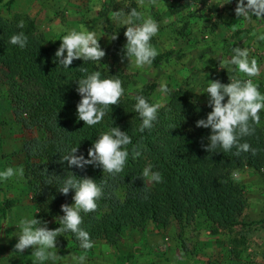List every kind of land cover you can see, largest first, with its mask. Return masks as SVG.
Here are the masks:
<instances>
[{"label": "trees", "instance_id": "16d2710c", "mask_svg": "<svg viewBox=\"0 0 264 264\" xmlns=\"http://www.w3.org/2000/svg\"><path fill=\"white\" fill-rule=\"evenodd\" d=\"M228 12L236 15L231 6ZM21 20L23 29L18 27ZM21 31L29 37V44L23 50L8 43L10 36ZM122 36L118 35L106 48L107 55L119 61L127 59ZM58 48L56 44L46 43L34 19H10L0 11V72L4 75L14 121L23 133L24 178L33 189L36 219L53 222L54 229L60 227L58 220L64 215L61 206L74 203V192L62 194L55 180L48 184L49 176L72 172L81 178L90 177L103 187L97 210L82 214V227L90 233L94 245L103 241L113 244L127 230L144 231L150 223L166 228L174 220L191 222L199 212L207 215L213 233L233 230L240 224L246 200L232 173L245 167L264 169V132L260 124L253 136L244 138L258 150L256 155L247 152L236 156L235 149L230 153H209L205 145L211 130L196 127V122L212 110L208 98L198 102L186 90L179 89L168 93L167 103L159 110L153 129L142 133L140 117L134 111V97L142 95L151 103L158 102L157 83L138 88L130 76L109 69L102 76L120 78L125 93L119 104L110 106L100 124L89 127L78 119L77 104L81 97L76 89L77 80L85 75L81 69L89 73L96 71L94 62L74 60L69 70H63L55 58ZM163 60L164 55L158 54L152 66L160 71ZM229 78L224 71L222 83H229ZM260 117L262 121L263 111ZM111 126H119L132 137L122 173L109 176L100 167L69 168L67 161L61 162L69 147L77 145L76 154L83 153L88 158V149ZM136 145L142 156L133 159L131 151ZM149 162L163 174L162 183H149L140 177ZM69 247L80 248L79 242L72 233H61L56 249L63 252Z\"/></svg>", "mask_w": 264, "mask_h": 264}, {"label": "rangeland", "instance_id": "374dc122", "mask_svg": "<svg viewBox=\"0 0 264 264\" xmlns=\"http://www.w3.org/2000/svg\"><path fill=\"white\" fill-rule=\"evenodd\" d=\"M225 0H1V14L7 18H32L47 44L60 46L70 30L87 28L96 31L106 55L94 68L101 73L116 69L130 76L135 87L157 83L158 102L167 103L168 94L160 91L166 84L169 92L184 89L192 99L204 102L208 80H219L225 71L229 77L247 79L243 74L220 67L232 47H246L250 58L257 60L260 75L254 77L264 93V20L238 18L237 0L221 6ZM131 7L155 19L160 30L151 43L164 55L161 70L152 66L136 67L131 61L107 55L111 35H123L126 26L112 19L114 11ZM4 75L0 72V170L23 167V133L15 123L6 97ZM264 112V110H262ZM264 132V117L260 122ZM235 178L243 189L246 207L240 224L233 230L212 232L213 224L199 212L191 221H173L168 227L148 224L144 231L129 229L111 244L98 242L90 250L69 247L45 264H76L72 257L85 255V264H264V169L245 167ZM33 189L23 176L0 183V264H38L29 247L18 254V221L25 216L36 218ZM45 223V222H42ZM54 229L53 222H46Z\"/></svg>", "mask_w": 264, "mask_h": 264}, {"label": "clouds", "instance_id": "9594fccd", "mask_svg": "<svg viewBox=\"0 0 264 264\" xmlns=\"http://www.w3.org/2000/svg\"><path fill=\"white\" fill-rule=\"evenodd\" d=\"M231 2L232 0H225L221 6ZM235 14L238 18L247 21H252L253 17L264 20V0H237ZM112 19L126 26L124 57L136 67L150 66L158 55L157 49L151 43L160 30L158 22L135 7H131L128 12L124 9L114 11ZM18 27L23 29L22 20L18 23ZM100 38L96 31L83 27L79 31L75 29L68 31L62 37V42L55 52L58 67L69 70L74 60L81 59L84 63L89 61L100 63L106 55L99 43ZM116 38L117 34L111 35V39ZM259 38L264 39V35ZM8 43L23 50L29 44V37L21 31L10 36ZM220 67L230 72L241 73L247 79L232 76L227 84L219 80H208L203 93L207 94L208 106L212 110L206 118L196 122V127L211 130L205 150L209 153H230L235 149L236 156L247 152L256 155L258 150L244 141V138L255 134L256 126L261 121L260 113L264 110V93L259 91L258 85L253 80L260 75L257 60L250 58L248 48L232 47L229 57L220 60ZM81 71L85 75L77 80L76 91L81 97L77 104V115L79 120L85 122V125L94 127L104 120L111 110L110 106L119 104L125 89L122 86V80L118 77L105 78L100 71L89 73L85 68ZM160 91L163 94L169 93L166 84L161 85ZM134 99L136 101L134 111L141 120L139 131L142 133L145 130L151 131L163 105L160 102L151 103L142 95ZM131 144L132 137L128 132L122 131L119 126H111L109 130L101 132L88 149V158H85L83 153L76 154L79 149L77 145L69 147L61 156V162L67 161L69 168L75 166L84 169L88 165H93L102 168L103 172L109 176H116L125 169L130 154L127 146ZM131 155L133 159L142 156L138 145L133 146ZM154 168L152 163H147L140 177L149 183H162L163 174ZM23 174V167H6L0 170V183ZM232 175L238 178L239 173L233 172ZM49 177L48 184H52L55 180L62 194L68 195L70 191L74 192L72 197L74 203L61 206L64 215L58 220L60 227L54 230L49 229L46 222L42 223L34 216H25L18 221L16 234L18 240L15 249L18 254H21L31 247L32 255L38 264H45L46 261L58 258L54 250L57 237L61 233H72L79 242V247L85 251L94 247L90 233L82 227L83 215L95 212L98 201L104 194L102 185L90 177L81 178L72 172H67L64 176L53 174ZM72 259L76 264H85L87 257L80 255Z\"/></svg>", "mask_w": 264, "mask_h": 264}]
</instances>
